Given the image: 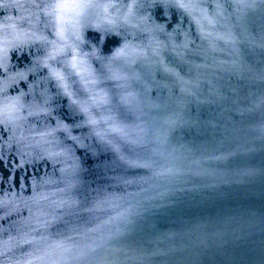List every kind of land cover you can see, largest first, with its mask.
Wrapping results in <instances>:
<instances>
[{"label": "water", "instance_id": "obj_1", "mask_svg": "<svg viewBox=\"0 0 264 264\" xmlns=\"http://www.w3.org/2000/svg\"><path fill=\"white\" fill-rule=\"evenodd\" d=\"M183 3L152 10L157 51L90 102L118 152L89 139L75 174L71 159L0 164V198L12 201L0 264H264V0ZM124 39L105 36L101 53ZM43 54L37 45L8 61L25 73ZM51 95L54 115L74 118Z\"/></svg>", "mask_w": 264, "mask_h": 264}, {"label": "clouds", "instance_id": "obj_2", "mask_svg": "<svg viewBox=\"0 0 264 264\" xmlns=\"http://www.w3.org/2000/svg\"><path fill=\"white\" fill-rule=\"evenodd\" d=\"M176 4L186 7L183 0H176ZM157 5L163 7V0H0V70L6 68L10 51L25 50L39 42L45 46L37 62L47 69L46 76L56 80L70 72L87 100L94 103L100 85L124 79V67L145 58L149 51H157L161 41L155 35L152 15ZM41 17L47 21L50 37L36 30ZM88 31L100 34L99 44L86 40ZM121 34L125 39L109 54H102L105 36ZM90 58L100 63L99 70L92 67ZM17 75L20 73H9L0 80V93H4L0 96V124L13 127L15 137L22 138L21 151L28 153L34 138L42 135L44 124L42 120L39 125L35 121L29 124L27 117L39 119L45 109L34 100L29 101L30 108L24 105L20 99L23 92L7 94ZM11 166L16 167L14 162Z\"/></svg>", "mask_w": 264, "mask_h": 264}, {"label": "snow or ice", "instance_id": "obj_3", "mask_svg": "<svg viewBox=\"0 0 264 264\" xmlns=\"http://www.w3.org/2000/svg\"><path fill=\"white\" fill-rule=\"evenodd\" d=\"M36 30L40 31L39 20L36 22ZM37 45L42 48L45 46L39 42L30 44L28 45L29 52H31L32 47ZM12 51L13 53L23 52V48H16ZM41 71L47 72V69L42 67L36 58L25 73L16 76L15 81L7 89V94L13 95L14 93L23 92L20 99L29 108L31 107L30 100L42 104L45 110L39 113V119L35 115L27 117L29 124L35 121L39 125V122L43 121L42 135L34 138L36 142L30 145L28 153H25L21 151L20 147L22 138L18 140L15 137L13 127L0 124V164L6 165L11 160L16 165L13 168L14 171L26 172L30 166L40 162L50 161L55 169L57 165H67L66 161L71 159L73 162L71 165L72 174H75L80 168L76 150L90 151L93 144L87 142L89 139H92L94 143L97 141L109 143L113 150L118 152L119 149L115 145H111L110 141L105 140L107 134L100 130L101 120L94 115L93 104L87 98H81L86 97V94L78 86L76 78L70 72H66L60 79L56 80L46 75L43 78H38V73ZM165 71H168V69H165ZM9 73H18L15 67L10 64V61H8L5 69L0 70V80L6 79ZM22 89H26V91ZM53 89L56 96L66 98L67 107L74 118L65 120L54 115L55 110L51 107L54 101L51 95ZM2 95L4 93H0V96ZM21 111L24 112L25 109L22 108ZM85 129H87L86 134ZM113 131H116V129H113ZM5 153H7V157ZM60 170L63 174L67 173L68 167H62ZM0 189H2V182H0ZM61 203L65 202L62 201ZM11 205L12 201L0 198V213H3L5 208ZM41 211L44 210L41 209ZM3 219L4 217L0 216V221H3ZM47 223L48 221H45V224ZM25 243L31 242L25 241Z\"/></svg>", "mask_w": 264, "mask_h": 264}]
</instances>
